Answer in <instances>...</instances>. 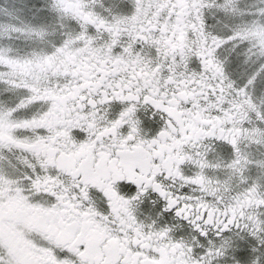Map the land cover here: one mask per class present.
<instances>
[{
    "label": "snow or ice",
    "instance_id": "1",
    "mask_svg": "<svg viewBox=\"0 0 264 264\" xmlns=\"http://www.w3.org/2000/svg\"><path fill=\"white\" fill-rule=\"evenodd\" d=\"M0 264H264V0H0Z\"/></svg>",
    "mask_w": 264,
    "mask_h": 264
}]
</instances>
